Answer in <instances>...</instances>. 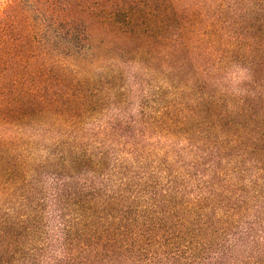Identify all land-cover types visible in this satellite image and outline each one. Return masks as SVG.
<instances>
[{
    "label": "trees",
    "instance_id": "1",
    "mask_svg": "<svg viewBox=\"0 0 264 264\" xmlns=\"http://www.w3.org/2000/svg\"><path fill=\"white\" fill-rule=\"evenodd\" d=\"M0 264H264V0H9Z\"/></svg>",
    "mask_w": 264,
    "mask_h": 264
},
{
    "label": "rangeland",
    "instance_id": "2",
    "mask_svg": "<svg viewBox=\"0 0 264 264\" xmlns=\"http://www.w3.org/2000/svg\"><path fill=\"white\" fill-rule=\"evenodd\" d=\"M9 3V0H0V12L3 11Z\"/></svg>",
    "mask_w": 264,
    "mask_h": 264
}]
</instances>
